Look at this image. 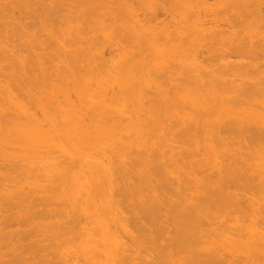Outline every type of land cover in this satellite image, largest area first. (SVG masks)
<instances>
[{
    "label": "bare ground",
    "instance_id": "obj_1",
    "mask_svg": "<svg viewBox=\"0 0 264 264\" xmlns=\"http://www.w3.org/2000/svg\"><path fill=\"white\" fill-rule=\"evenodd\" d=\"M209 1L0 0V264H264V0Z\"/></svg>",
    "mask_w": 264,
    "mask_h": 264
},
{
    "label": "rangeland",
    "instance_id": "obj_2",
    "mask_svg": "<svg viewBox=\"0 0 264 264\" xmlns=\"http://www.w3.org/2000/svg\"><path fill=\"white\" fill-rule=\"evenodd\" d=\"M112 1H113V0H112ZM112 1L109 2V0H108V2H109V3L107 2L108 5H109V4L111 5V4H112ZM208 1H209V0H208ZM214 2L216 3V0H210V1H209V3H211V4H212V3L214 4ZM151 7H152V6H150L149 8H151ZM153 7H154V6H153ZM153 7H152V9H153ZM155 7H156V6H155ZM262 7H263L262 9L264 10V6H262ZM157 8L159 9V7H157ZM157 8H154L153 10L156 11ZM155 9H156V10H155ZM144 10H145V9H144ZM146 10H147V9H146ZM149 10H151V9H149ZM147 11H148V10H147ZM151 11H152V10H151ZM157 11H160V10H157ZM145 12H146V11H145ZM149 12H150V11H149ZM161 12H162V11H161ZM153 13H155L156 15L159 14V12H158V13L153 12ZM144 14H145V13H144ZM150 14H152V13L150 12ZM160 14H161V13H160ZM160 14H159L158 17H159V19L162 17L161 19H162V21L164 22V25H166V24H165V21H166V23H170V25H171V23L173 22V20H171L172 18L170 17L171 19H170V18L167 19V18L169 17V15H168V14H167V15H164L165 12H164L163 14H161L162 16H160ZM148 15H149V14H148ZM163 16H164V17H163ZM165 17H166V19H165ZM176 18H178V17H176ZM159 19H158V20H159ZM158 20H156L158 23H160V22H161L160 24L163 23L161 20H159V21H158ZM167 20H168V21L170 20L171 22H170V21L168 22ZM29 22H31V21H28V23H29ZM157 22H156V23H157ZM208 22H209V21H208ZM220 23H221L222 25H223V24L226 25V23H224V22H220ZM220 23H219V24H220ZM30 24H31V23H30ZM173 24H174V22H173ZM209 24H210V23H209ZM221 24H220V25H221ZM207 25H208V24H207ZM161 26H163V24H162ZM227 26H229V25L227 24L226 27H225V26H221V27L228 28ZM225 28H224V29H225ZM221 29H222V28H221ZM108 50H109V49H107V56H108V54L110 53V50H109V52H108ZM111 51H112V50H111ZM111 54H112V53H111ZM111 54H110V55H111ZM206 54H207V53L202 54V55H203L204 57H206V58L203 59L204 57L201 55V57H203V58H201V59L205 60L206 63H210L211 60H212L211 55H210L209 53H208L209 55H208V54L206 55ZM209 56H210V57H209ZM207 57H209V58H211V59H209V58H207ZM235 57H236V56L233 55V57L231 58V60L236 61L238 58H235ZM233 58H234V59H233ZM235 59H236V60H235ZM14 229H18V228H17V227H14Z\"/></svg>",
    "mask_w": 264,
    "mask_h": 264
}]
</instances>
